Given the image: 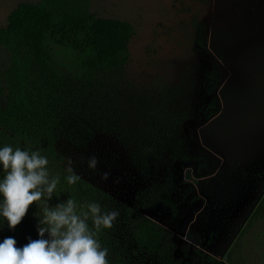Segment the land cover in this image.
I'll use <instances>...</instances> for the list:
<instances>
[{
  "label": "rangeland",
  "instance_id": "rangeland-1",
  "mask_svg": "<svg viewBox=\"0 0 264 264\" xmlns=\"http://www.w3.org/2000/svg\"><path fill=\"white\" fill-rule=\"evenodd\" d=\"M202 1L198 46L181 0H0V125L22 120V133L41 136L83 114L103 142L91 140L87 151L115 153L104 155L109 170L97 165L101 190L160 229L174 264H191L195 250L264 264V224L243 230L264 187V0ZM22 3L54 21L69 14L122 22L125 62L87 73L91 52L47 34V58L34 61L4 29ZM207 107L215 112L199 118Z\"/></svg>",
  "mask_w": 264,
  "mask_h": 264
},
{
  "label": "trees",
  "instance_id": "trees-1",
  "mask_svg": "<svg viewBox=\"0 0 264 264\" xmlns=\"http://www.w3.org/2000/svg\"><path fill=\"white\" fill-rule=\"evenodd\" d=\"M182 5L184 12L190 10L187 2H183ZM195 16V13L189 16V27L193 33V42L200 46L199 38L205 33V25L197 23ZM4 29L8 34L18 36L29 56L38 63H43L47 58L43 47V38L46 34L55 45L77 53L91 52L93 61L87 63V73L97 67L118 69L126 59L129 31L125 24L117 20L62 14L57 21H54L51 14L44 9L22 3L8 13ZM210 73L207 71L203 75V87L206 92H209L213 86L214 80ZM214 112L215 109L203 108L198 117L208 118ZM90 123L84 119L83 114L76 115L66 128L63 127L58 132L44 131L39 136L32 131L22 133L26 127L24 121L11 120L5 125H0V147L8 145L30 152L39 151L48 158L50 176L60 177L56 192L49 201L50 206H55L58 202L69 198L75 199L78 204L90 200L93 202L95 199V202L107 207L108 211L114 210L119 213L114 226L99 233L97 237L98 240L105 241L102 247L108 249L109 264H130L131 261L141 257L147 258L148 264H174L166 251V240H163L160 229L141 217L135 208L119 203L112 205L113 199L101 190V174L96 171L98 166L90 169L87 166L88 158L99 156L98 164L103 162L109 170L104 155L110 154L113 157L115 153H108L105 150L99 153L87 151L91 140L95 139L98 145H103L101 134L96 133L97 136L92 134L95 128L90 126ZM8 124L10 127H5ZM68 159H71L74 172L80 177V180L73 185H69L66 179L69 174L66 171ZM2 175L0 171V178ZM42 205L43 201H38L30 206L22 222L13 230H9L7 223L0 217V241L6 237H13L17 246L22 247L29 238L37 239L36 228L38 220L42 217ZM258 221L264 224V187L243 230L247 231ZM191 264L232 263L229 257L222 262L215 261L195 250Z\"/></svg>",
  "mask_w": 264,
  "mask_h": 264
},
{
  "label": "clouds",
  "instance_id": "clouds-1",
  "mask_svg": "<svg viewBox=\"0 0 264 264\" xmlns=\"http://www.w3.org/2000/svg\"><path fill=\"white\" fill-rule=\"evenodd\" d=\"M66 163L67 183L76 184L80 177L71 159ZM48 164V158L39 151L0 147V217L8 229H15L30 206L43 201L36 228L38 238H29L22 247L17 246L15 238H4L0 241V264H109L108 249L97 237L114 226L119 213L105 211L97 202L78 204L72 198L50 206L60 177L50 176ZM97 165L95 156L88 158L90 169ZM108 176L105 172L103 179Z\"/></svg>",
  "mask_w": 264,
  "mask_h": 264
},
{
  "label": "flooded vegetation",
  "instance_id": "flooded-vegetation-1",
  "mask_svg": "<svg viewBox=\"0 0 264 264\" xmlns=\"http://www.w3.org/2000/svg\"><path fill=\"white\" fill-rule=\"evenodd\" d=\"M183 2H187V4L190 6V10H187V11H183V5H182V8H181V11L182 13H184V15L186 16V20H188L189 22V16L193 15L195 13V15L197 16V12L200 10V5L202 4L203 1L201 2H195V1H192V0H181ZM200 12V11H199ZM195 16V17H196Z\"/></svg>",
  "mask_w": 264,
  "mask_h": 264
},
{
  "label": "water",
  "instance_id": "water-1",
  "mask_svg": "<svg viewBox=\"0 0 264 264\" xmlns=\"http://www.w3.org/2000/svg\"><path fill=\"white\" fill-rule=\"evenodd\" d=\"M210 59V58H209Z\"/></svg>",
  "mask_w": 264,
  "mask_h": 264
}]
</instances>
